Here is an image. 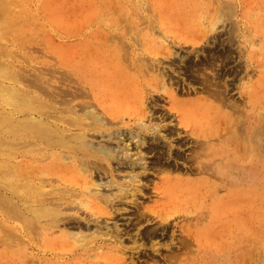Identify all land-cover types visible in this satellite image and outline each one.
Segmentation results:
<instances>
[{
    "label": "bare ground",
    "instance_id": "obj_1",
    "mask_svg": "<svg viewBox=\"0 0 264 264\" xmlns=\"http://www.w3.org/2000/svg\"><path fill=\"white\" fill-rule=\"evenodd\" d=\"M28 1L0 0V134H3L0 153L8 154L9 165V182L3 185L7 189L4 205L13 220L20 216L24 219L27 248L32 249L34 235L40 239L43 251L40 264H48L52 258L47 257V251L58 255L60 249L67 247L92 257L82 259L86 263L123 264L124 258L119 254L123 252L121 228L115 222L110 225L105 216L110 215L108 210L128 212L117 208L125 203L114 201L118 195L126 199L137 190L149 189L155 192L156 199L140 210L132 207L129 212L134 216L129 225L134 227L145 220L137 231L149 239L152 235L165 237L171 229L169 248L174 247L175 251L169 254L160 251L159 258L164 264H247L249 237L263 232L264 227V14L256 15L247 29L250 36H258L257 40L247 37L236 45L238 59L232 57L239 60L237 65L226 71L214 67L212 73L205 65V71L201 70L199 75L204 95L180 101L169 93L168 110L154 117L158 95L151 94L148 103L153 104L149 105L153 111L149 107L147 110L142 104L143 94L128 88L132 82L137 83L132 81L130 72L115 64L104 70L105 60L115 63L117 48L105 43L109 39L105 29L89 23L90 15L98 14L97 9L84 13L81 20L85 25L76 21L73 30L76 39L62 45L58 58L61 67H69L84 82L83 88L88 86L91 91L100 89V92L107 88L104 95L100 92L94 95L101 111L88 100L75 101L86 96L78 87L58 86L55 93L49 91L55 105H49L28 89L23 76L13 71L6 60L10 54L8 40L14 36L13 26L21 23L18 8H24ZM199 13L196 10L192 15L200 17ZM28 17H34L33 13H28ZM217 21L208 29L187 25L184 42L204 47L206 33L214 30L212 25ZM227 42L229 52L234 50V41ZM81 52H85V64L90 68L85 75L81 70ZM230 54L226 60L230 61ZM209 57L210 63L213 56ZM252 62L256 76L236 82L241 71L248 73ZM206 67L210 74L204 73ZM42 79L30 80L29 84L44 91ZM145 81L150 87L154 84L152 79ZM78 109L89 112L90 120L84 119ZM167 116L171 117L170 123H161ZM125 118L132 120L133 126ZM154 118L160 123L153 122ZM162 129L165 131L162 139L173 137L165 142L166 148L148 143L147 132L157 136ZM89 131L97 132L100 139H87ZM36 145L43 156L49 155L54 161L29 170L28 166L38 160L32 149ZM144 147L153 154L148 156L142 150ZM28 156L31 162L27 161ZM66 161L71 165L65 167ZM172 171L196 177L167 173L160 176ZM49 175L55 176L57 187L44 181L43 176ZM153 176L159 182L150 181ZM1 180L0 177V184ZM112 186L116 187V193L107 191ZM256 218L258 222L252 225ZM201 224L205 227H200ZM60 227L77 232L62 230L60 235L52 236ZM155 249L160 250L159 246ZM154 256L151 257L156 259Z\"/></svg>",
    "mask_w": 264,
    "mask_h": 264
},
{
    "label": "rangeland",
    "instance_id": "obj_2",
    "mask_svg": "<svg viewBox=\"0 0 264 264\" xmlns=\"http://www.w3.org/2000/svg\"><path fill=\"white\" fill-rule=\"evenodd\" d=\"M18 9L21 15V23L20 25L13 26L14 36L9 37L10 54L6 56V60L9 64L11 63L13 71L23 76V81L28 89L35 91L49 105H55V99L49 91L55 93L58 86L71 87V89L78 87L82 89L83 94H86V96H80L75 101L88 100L97 107L96 110L101 111L96 106L97 102L94 99V95L98 96L100 93L104 95L107 88L101 89V92L100 89H93L91 91L88 86L83 88L82 83L84 84V82L69 67H61L58 58L62 45L66 46L76 39L73 36L76 21H80V26L85 25L83 20H81L84 13L87 10L96 11L97 9L98 14L95 13L94 16L90 15L89 23L96 25V28L101 27V29H105L109 37L105 43L110 48H117V54L114 56L115 63H109L108 60H105L103 64L104 70L108 66L115 64L130 72V75L134 77L132 81L137 80V83L132 82L128 88H135L134 92H138L136 94H143L142 104L147 110L151 109L149 105H153L152 103H148L151 94L158 95L157 105L153 114L156 117L163 115V112L168 110L167 107L171 105V99L168 97L169 93L174 94V96L176 95V99L180 101L204 95L205 92L202 91L201 84L199 83V75L203 70L205 71V68H203L205 65H208L210 68L208 70V67H206V71L208 70L211 73L214 67V69L219 67L222 68V71H226L229 67L237 65L236 63L239 60L236 61L232 57L235 55L234 58L238 59V48L236 45L243 39L252 37L248 34L247 29L255 22L256 15L260 13L264 14V0H29L24 8ZM196 10L200 12V17H193L192 12ZM219 12L218 16L216 13ZM28 13L29 15L33 13L34 17L29 18ZM214 14H216V17H219V20L216 18L218 21L215 19ZM92 17H94V20L91 22ZM211 20L217 21L216 25H212L216 28L212 27L214 30L206 33L207 41L205 40L204 47H199V45H197L198 47H193L191 43L184 42L188 33L186 31L187 25L195 24L201 28L208 29L213 23ZM257 38L258 36L252 37L255 40ZM228 39L234 41L232 48L235 49L230 52L227 44ZM146 46L148 49L145 48ZM160 49L165 52H161ZM259 50L261 51V48ZM91 51L94 53L95 47H92ZM167 52L169 54H166ZM71 53L72 51L70 50L69 54ZM80 54L83 57L81 65L82 75H85L90 68L85 64V52H81ZM229 54L231 56L230 61L226 60ZM211 55L213 56L212 58ZM9 56H12L11 59ZM208 57L209 59L211 58L210 63ZM218 61L221 63H218ZM201 63L206 64L203 66ZM198 64H201L202 69ZM224 64L225 66H223ZM60 71H63V74H60ZM208 71L204 73L207 74L209 73ZM195 72L196 74H194ZM227 73L229 74V71ZM245 74L244 71H241L237 75L236 82H239V80L242 82L247 77L254 78L256 76L254 62L251 63L248 73ZM241 75L244 76L239 79L238 77ZM39 77H43L42 81L44 82L42 85L45 87V92L41 88L38 89L29 84L30 80ZM151 79L154 82L152 87L149 84L147 85L145 81ZM151 88H155V91ZM46 92L49 94H46ZM237 96L238 94L236 93L235 97ZM238 103L241 104L242 101L238 100ZM151 110L153 111V108ZM225 110L230 111L229 109ZM78 111L81 116H84V119L90 120V117H88L89 112H82L79 109ZM153 120V122H159L158 118H154ZM170 120L171 117L167 116L165 121L161 123H170ZM124 121L133 126L132 120L128 121L125 118ZM164 132L162 129L157 136L151 133V131L147 132L146 139L148 143H158L160 146L166 148L165 142L170 141L173 137L162 139V135L165 134ZM87 139L98 141L100 138L97 132L89 131ZM174 147H177V145L174 144ZM32 149L38 160L28 166L29 170H37L47 165V163L54 161L49 155L43 156L38 145L32 147ZM132 149L133 151L135 150L134 145H132ZM142 150L148 153V156L153 154V152H147L145 147ZM7 160L8 154H5V152L0 153V177L2 178L0 184V264H40V259H42L41 256L43 255L40 239L34 235L32 249L27 248L28 239L26 238V231L23 230L24 219L20 216L13 220L4 205L3 196L7 193V189L6 185L5 187L3 185L7 181L9 182L7 180L9 170ZM29 160L30 157L28 156L27 161ZM37 165L39 166L37 167ZM69 165H71V162L66 161L65 167ZM79 171L81 175H84L81 170ZM67 172H70V170H67ZM117 173L123 174L124 172L118 171ZM164 173L180 177H196L192 174H185L183 171L163 172L160 176ZM43 177L46 183L50 181L53 186H58L54 175ZM142 180L143 182L145 181L144 178ZM150 181L157 183L159 182V178L153 176ZM150 181L146 182L149 183ZM107 191L116 193V187H108ZM156 196L155 192L151 191V189L148 191L137 190L134 196L126 199H123V195H118L114 201L124 200L125 203L123 205L118 204L117 208L122 212L124 210L128 212L118 213L117 211L116 213L115 211L111 212L108 210L110 215L105 216L106 222L110 225L115 222L121 228V246L123 247V252L119 254L124 258L123 264H164L159 258L161 255L160 251H165L164 253L167 254L175 251L174 247L169 248V232L171 234V229L165 237L160 235L154 237L152 235V238L149 239L150 237H142V233H138L137 231L138 227L142 228L145 225V220L134 227L129 225L134 216L129 212L130 210L132 211V207L136 206L140 210L141 206L152 203L156 199ZM135 202L136 204H134ZM176 220L179 221V218ZM257 222L256 218L252 220L251 224L255 225ZM14 225L16 226L15 229L13 228ZM101 225L103 226V224ZM200 227L203 228L205 226L201 224ZM62 230L77 232V229L60 227L59 230L52 233V236L60 235ZM91 231L93 230L91 229L88 232ZM175 233H178V230ZM140 237L142 238L140 239ZM248 245L247 264H264V227L263 232L259 234L255 233L249 237ZM157 246L160 248L159 251L155 249ZM67 248L60 249L61 252L58 255L47 251L45 253L47 257H52L48 261V264H92L82 261V259L92 260V257L87 258L85 254H80L72 250V248L70 250ZM155 254L156 256L154 257L157 260L151 257ZM206 255L210 256L211 252L207 251Z\"/></svg>",
    "mask_w": 264,
    "mask_h": 264
}]
</instances>
